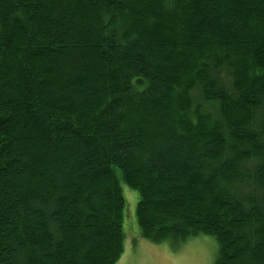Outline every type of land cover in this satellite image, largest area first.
<instances>
[{
    "label": "trees",
    "instance_id": "1",
    "mask_svg": "<svg viewBox=\"0 0 264 264\" xmlns=\"http://www.w3.org/2000/svg\"><path fill=\"white\" fill-rule=\"evenodd\" d=\"M119 179L264 264V0H0V264H115Z\"/></svg>",
    "mask_w": 264,
    "mask_h": 264
},
{
    "label": "rangeland",
    "instance_id": "2",
    "mask_svg": "<svg viewBox=\"0 0 264 264\" xmlns=\"http://www.w3.org/2000/svg\"><path fill=\"white\" fill-rule=\"evenodd\" d=\"M119 185L124 199V240L123 252L115 264H214L217 242L213 236L197 235L176 246L168 240L151 242L143 238L135 214L138 192L121 179Z\"/></svg>",
    "mask_w": 264,
    "mask_h": 264
}]
</instances>
